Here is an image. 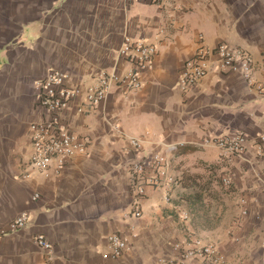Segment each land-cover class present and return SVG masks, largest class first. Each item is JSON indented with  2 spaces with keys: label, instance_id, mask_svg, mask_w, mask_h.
Masks as SVG:
<instances>
[{
  "label": "crops",
  "instance_id": "1",
  "mask_svg": "<svg viewBox=\"0 0 264 264\" xmlns=\"http://www.w3.org/2000/svg\"><path fill=\"white\" fill-rule=\"evenodd\" d=\"M163 1L0 0V264H167L179 261L175 245L184 249L192 238L216 246L223 264H264V163L252 144L264 131V0ZM125 37L156 46L141 87L114 86L91 112L78 113L71 102L61 120L85 138V153L59 171L31 168L28 127L46 117L35 82L49 68L83 85L101 71L123 73L130 68L118 55ZM220 42L249 53L253 82L221 70L211 55L205 75L182 90L185 60ZM232 132L250 140L240 158L223 160L203 141ZM152 153L167 155L184 184L168 196L145 186L134 217L129 163ZM190 179L213 185L209 230L192 213ZM22 213L26 226L9 230ZM111 233L127 247L104 258Z\"/></svg>",
  "mask_w": 264,
  "mask_h": 264
},
{
  "label": "built area",
  "instance_id": "2",
  "mask_svg": "<svg viewBox=\"0 0 264 264\" xmlns=\"http://www.w3.org/2000/svg\"><path fill=\"white\" fill-rule=\"evenodd\" d=\"M153 1L161 6L164 5L163 0ZM165 1L167 4H174L178 7L174 0ZM155 53L154 43L125 37L118 49V55L129 62L130 68L123 73L101 71L84 85L70 83L64 72L49 68L43 78L35 82V97L37 103L44 108L46 117L31 123L28 127V138L31 144L28 165L43 172L54 164L55 170L59 171L70 157L85 153V138L63 123L62 112L71 102H76L75 110L78 113L91 112L114 86L125 90L140 88V73L152 63ZM211 55L216 56L218 67L221 70L238 72L249 84L253 82V64L249 53L227 42H220L214 49L203 45L198 46L194 53L185 60L177 80L182 90L196 84L205 75ZM203 141L214 143L219 150L220 158L230 161L245 154L250 140L243 132H232L206 138ZM131 144L135 149L140 148L136 140H132ZM252 144L260 155V161L264 163V156H262L264 131L257 134ZM129 172V186L133 194L131 215L134 217L141 216L139 200L145 193V186L152 185L162 188L168 196L172 188L179 185V174L171 172L168 156L161 153H152L131 161ZM222 182L229 185L231 176L226 174ZM36 197H38L37 194L33 196V198ZM28 220L26 213L16 216L10 222L9 230L16 231L24 228ZM33 240L49 253L51 246L42 235L35 236ZM107 241L109 251L102 255L104 258H117L127 247L126 240L116 233L107 235ZM185 244L187 247L184 249L181 244L175 245V249L180 251L179 261L170 260L167 264H182L187 260L190 264H223V256L216 246L203 243L199 238H192Z\"/></svg>",
  "mask_w": 264,
  "mask_h": 264
},
{
  "label": "rangeland",
  "instance_id": "3",
  "mask_svg": "<svg viewBox=\"0 0 264 264\" xmlns=\"http://www.w3.org/2000/svg\"><path fill=\"white\" fill-rule=\"evenodd\" d=\"M196 182H198V184H199L198 187L196 186L197 188L203 189L205 187L204 188L205 190H203L205 193L201 194L200 202L199 201H192V198H194V195L193 196L191 195V200H190L191 206L195 207V208L196 207L199 208V211L195 210L192 213L194 214L195 217H198L195 214L203 213L205 215L206 225L203 224V226L202 225H199V226L203 230H209L210 227H212V225H214V223H215L213 218H214V214H216L215 213L216 209H214L216 202H214V195L212 194V189H211L213 187V185L211 184V182L209 180L199 179ZM191 190H192L193 194L197 193L196 189H191ZM194 199H196V196ZM199 218H200V216H199Z\"/></svg>",
  "mask_w": 264,
  "mask_h": 264
},
{
  "label": "trees",
  "instance_id": "4",
  "mask_svg": "<svg viewBox=\"0 0 264 264\" xmlns=\"http://www.w3.org/2000/svg\"><path fill=\"white\" fill-rule=\"evenodd\" d=\"M196 181H198V180H195V179H190V180H187L186 182H187V185H188V187H191V188H193V189H196V191H197V193L196 194H192V196L194 195V198H195V196H196V199H194V198H192V201H199L200 202V196H201V194H203L204 193V191L203 190H205L204 188L202 189V188H197L198 186H199V184H198V182H196ZM178 183H179V185H181V184H184V180H183V177H182V175L180 174V176H179V179H178ZM197 186V187H196ZM210 191V190H209ZM194 208V211L196 210V211H199V208L198 207H193ZM196 216H198L197 218H199V216H200V220L201 221H205V215L203 214V213H198V214H195Z\"/></svg>",
  "mask_w": 264,
  "mask_h": 264
}]
</instances>
